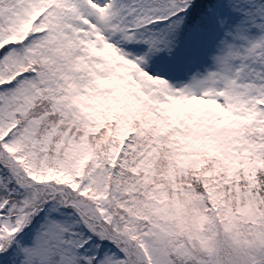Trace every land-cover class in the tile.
<instances>
[{"label": "trees", "instance_id": "obj_1", "mask_svg": "<svg viewBox=\"0 0 264 264\" xmlns=\"http://www.w3.org/2000/svg\"><path fill=\"white\" fill-rule=\"evenodd\" d=\"M219 1L128 0L126 19L133 24L128 28H135L139 41L156 36L159 55L171 48L176 67L198 63L218 32ZM79 10L64 0H0V129L6 130L5 137L0 135V233L18 224L29 209L59 204L66 218L64 246L72 242L76 256L52 241L45 264H64V256L70 258L68 264H111L100 252L107 245L124 254L122 262L113 264H143L152 260L136 258L131 244L114 232L117 221L133 214L137 224L130 232L149 244L147 235L164 220L160 208L165 198L205 193L207 177L201 173L206 167L215 165L236 193L251 188L264 201L263 100L231 116L239 125L233 132L239 150H233L229 122V140H221L217 129L207 125L213 116L206 121L191 115L195 106L170 101L164 90L150 97L131 72L94 69L90 61L99 51L88 41ZM249 54L264 76V45ZM10 87L22 90L12 101ZM174 108L191 116L179 118ZM215 115L229 121L223 113ZM204 128L209 132L199 133ZM230 152L238 155L235 169ZM34 189L37 199L30 202ZM104 198L114 211L111 219L96 217L85 207L97 212ZM119 199L125 201L124 209L114 207ZM47 219L42 210L14 234L0 253V264H23L25 239H32L38 228L45 230ZM200 219L196 233L183 224L178 230L204 242L209 218Z\"/></svg>", "mask_w": 264, "mask_h": 264}, {"label": "rangeland", "instance_id": "obj_2", "mask_svg": "<svg viewBox=\"0 0 264 264\" xmlns=\"http://www.w3.org/2000/svg\"><path fill=\"white\" fill-rule=\"evenodd\" d=\"M64 1L68 4L73 2L79 7V14L85 16L82 26L89 32L88 41H92L99 51V55L90 61L94 69L109 67L110 72L121 75L131 72L135 83L150 97L155 98L164 90L167 94L165 98L170 101L181 103L182 106L187 103L195 106L191 115L198 114L206 121L213 116V120L209 121L211 125H207L210 129H217L215 135L221 140H229V137L225 138L229 129L226 124L229 122L230 144L233 150H239L234 146L233 136L239 125L231 122V116L237 115L238 111L255 108L254 104L259 99L264 102L263 70L255 66L249 54L252 49L264 45V5H260L257 0H220L217 8L219 29L205 50L203 59L200 63L190 62L176 67L172 63L171 48L164 49L159 55L155 46L156 36L143 37L139 41L135 28L129 30L133 24L126 19L128 0ZM20 88H9V101L21 94ZM170 101L169 104H172ZM207 104L211 107L206 108ZM197 107L200 111H196ZM261 108L260 117H264V108ZM216 111L220 116L223 113L222 116L228 117L229 121L222 116L218 120ZM174 113L179 118L191 116L180 112V108H174ZM0 131V135L5 137L6 130ZM208 132V128L199 131ZM233 153L230 152V165L235 169L238 155ZM243 172L248 173L247 170ZM201 175L207 177L205 193L186 191L181 197L165 198L160 208L164 210V220L154 226L152 232H148L149 244L145 245L141 242V236L130 232L131 225L137 224L133 214H129V218H119L114 228L116 235L131 244L139 261L152 260L147 264H264L263 199L251 188L236 193L229 178L219 173L215 165L206 167ZM32 176L35 174L32 173ZM97 179L102 191L103 171ZM34 183L32 181L31 185L34 186ZM37 193L36 189L30 193V202L37 199ZM150 201L146 203L145 213L148 215L152 214ZM118 203L114 207L124 209L122 204L125 201L119 199ZM85 207L96 217L111 219L114 216L107 198L98 206L97 212L87 204ZM42 210L48 217L47 227L45 230L36 229L32 239H25L23 264H45L53 249L52 241L65 247L62 224L66 218L63 211L59 204H42L27 210L18 224L6 226L2 230L0 253L14 240V234L25 229ZM203 215L209 218L210 225L205 231L208 235L206 241L201 242L195 236L190 238L178 230L183 224L186 230L192 229L196 233ZM65 250L76 256L72 242L67 243ZM100 252L111 264L122 262L119 260L124 257L123 252H117L116 248L108 245ZM69 259L64 256V264L70 263Z\"/></svg>", "mask_w": 264, "mask_h": 264}]
</instances>
